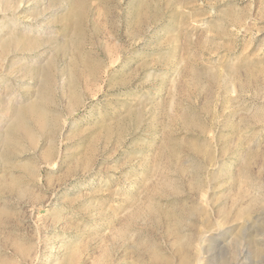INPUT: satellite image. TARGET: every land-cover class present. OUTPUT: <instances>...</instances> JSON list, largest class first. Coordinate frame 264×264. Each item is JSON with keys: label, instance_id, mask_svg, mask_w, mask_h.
<instances>
[{"label": "rangeland", "instance_id": "1", "mask_svg": "<svg viewBox=\"0 0 264 264\" xmlns=\"http://www.w3.org/2000/svg\"><path fill=\"white\" fill-rule=\"evenodd\" d=\"M0 264H264V0H0Z\"/></svg>", "mask_w": 264, "mask_h": 264}, {"label": "bare ground", "instance_id": "2", "mask_svg": "<svg viewBox=\"0 0 264 264\" xmlns=\"http://www.w3.org/2000/svg\"><path fill=\"white\" fill-rule=\"evenodd\" d=\"M246 256V255H245ZM248 256V255H247ZM236 258V257H235ZM240 260H242V258H241V256H240V258H239ZM237 262V261H236Z\"/></svg>", "mask_w": 264, "mask_h": 264}]
</instances>
